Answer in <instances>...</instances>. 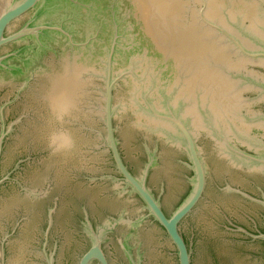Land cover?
Wrapping results in <instances>:
<instances>
[{
  "label": "water",
  "instance_id": "95a60500",
  "mask_svg": "<svg viewBox=\"0 0 264 264\" xmlns=\"http://www.w3.org/2000/svg\"><path fill=\"white\" fill-rule=\"evenodd\" d=\"M40 1L0 0V264H264V0H58L68 54Z\"/></svg>",
  "mask_w": 264,
  "mask_h": 264
},
{
  "label": "flooded vegetation",
  "instance_id": "af4514ba",
  "mask_svg": "<svg viewBox=\"0 0 264 264\" xmlns=\"http://www.w3.org/2000/svg\"><path fill=\"white\" fill-rule=\"evenodd\" d=\"M58 0H53V1H51V2H47L46 0H41L39 3H38V5L35 7V8H33V9H31L27 14H25L24 16H22L20 19H18L17 21H19V20H21V19H24L25 17H27L28 15L30 16V15H32L31 16V18L30 19H28L27 21H25V24L23 25V26H25V25H27V24H29L31 27H39V26H47V27H53V28H59V29H62L64 32H60V31H58V30H50V31H44V34L43 35H41L40 36V39L39 40H37L36 38H28V39H26L27 40V43L28 42H31V41H33L34 42V45L35 46H37V48H38V50L39 51H41V52H49V51H55V50H58L57 49V47L59 48V50L60 51H63L62 53H69V52H71V51H73V50H77L78 48H76L75 46H73L72 44H71V42H70V39H69V37L67 36V34L69 35L70 34V36L72 37V40H73V42L74 43H85V42H87V33H84L83 34V37H82V35H81V33L79 32V29H81V28H83L84 27V23H81V21H79V19L78 20H75V16H76V12H78V11H76L77 9H74L73 7L72 8H70V7H65V6H61V4L59 5V3L60 2H57ZM47 2V3H46ZM81 8H79V10H80ZM17 21H15V22H17ZM15 22H13V24L15 23ZM81 24H83V27H81L82 25ZM22 26V27H23ZM22 27H20L19 29H17L16 31H14V32H11V34L12 33H15V32H17V31H19ZM90 36H91V34H90ZM82 37V38H81ZM25 41V40H24ZM24 41H21V42H19L21 45L22 44H24ZM18 42H16V43H12V44H10V45H15L14 46V48L12 49V51H11V54H13V53H16L18 50H20V49H17V45L19 44ZM27 43H25V45L27 44ZM80 43V44H81ZM92 44H94L95 45V47H96V40H93V41H91V43H90V47L91 46H93ZM94 47V46H93ZM85 48V47H84ZM65 50V51H64ZM84 51V50H83ZM1 54H2V50H1V52H0V56H1ZM18 54H20V53H18ZM13 59H16V56L15 57H13ZM15 61V60H14ZM263 119V118H262ZM262 121H264V119L262 120ZM182 122H184V121H182ZM185 124V123H184ZM212 124V123H211ZM172 125V124H171ZM186 125V124H185ZM173 126V125H172ZM174 127V126H173ZM174 131L175 132H177L176 131V128L174 127ZM158 136V135H157ZM176 136H178V134L176 133ZM232 136H234V135H232ZM159 138L160 137H162V136H158ZM117 138V137H116ZM195 139V138H194ZM167 141V140H166ZM195 141H196V139H195ZM167 144L169 145V147L171 148V150H173V151H177L179 148H184V147H181V146H178L177 144H171V143H168L167 142ZM196 145H197V147H198V144H197V142H196ZM251 144H248V146H245V145H235L237 148H239V149H241V150H243V151H245V152H247V153H249V154H252V155H254V154H256V152L253 150V148L254 147H251L250 146ZM119 149H120V147H119ZM184 151L186 152V154H187V167L191 170V168H190V165H191V162H190V155H189V153H188V151L186 150V148H184ZM120 152H121V149H120ZM109 153H110V156H111V158H112V161H113V163H114V160H113V157H112V154H111V152L109 151ZM121 155H122V152H121ZM221 157V160H226L227 162H228V164H229V166L230 167H232V168H234V169H236V170H239L240 172H244L245 174H247L249 171L246 169V168H242V169H237V168H235L234 166H233V164H232V162L229 160V159H227L226 158V156H224V155H222V153H221V155H220ZM122 158H123V155H122ZM123 161H124V163H125V165L127 166V164H126V162H125V160H124V158H123ZM114 167H115V169H116V166H115V163H114ZM128 167V166H127ZM128 169H129V171L134 175V173L130 170V168L128 167ZM193 172V171H192ZM193 174V173H192ZM135 176V175H134ZM136 177V176H135ZM1 178V177H0ZM110 179H112V180H118V182L121 184H119L118 186H116V189L118 190V191H116L115 190V195H116V197L118 198V199H120V200H124V199H126V196H127V190L126 189H130V191H131V188H129V187H127V185H126V183L123 181V178H122V176L120 175V173L118 172V170L116 169V175L115 176H112V178H110ZM107 180H108V178H107ZM124 187H123V186ZM206 188H207V186H206ZM191 189H192V187L190 186L189 187V190H188V192H187V194L184 196V198L182 199V201L179 203V205L183 202V200L189 195V193H190V191H191ZM228 191V190H227ZM132 192V191H131ZM206 192V191H205ZM229 192V191H228ZM153 193V192H152ZM135 194V193H134ZM154 195H155V197L157 198V195L155 194V193H153ZM251 196H253V197H255V198H258V199H260V200H262L263 199V197L262 196H257V195H254V194H251V193H249ZM205 195V194H204ZM135 196H137L138 198H139V200L141 201V203L144 205V207H145V204H144V202L140 199V197L137 195V194H135ZM204 198V197H203ZM203 200V199H202ZM201 200V201H202ZM201 203V202H200ZM199 203V204H200ZM199 204H198V206H199ZM178 205V206H179ZM177 206V207H178ZM197 206V207H198ZM196 207V208H197ZM195 208V209H196ZM145 209H146V207H145ZM162 209H163V211H164V213L167 215V216H170L171 214H169V213H167L166 211H165V209L162 207ZM195 209L193 210V212L195 211ZM147 210V209H146ZM146 212H148V210L146 211ZM192 212V213H193ZM191 213V214H192ZM148 214H149V212H148ZM190 214V215H191ZM190 215H188L187 217H189ZM186 217V218H187ZM185 218V219H186ZM152 220H153V218H151ZM184 219V220H185ZM262 219H264V214L262 215ZM125 220V219H124ZM183 220V221H184ZM154 221V220H153ZM114 222V221H113ZM157 223V222H156ZM158 224V223H157ZM159 225V224H158ZM160 226V225H159ZM161 227V226H160ZM162 228V227H161ZM163 229V228H162ZM164 230V229H163ZM165 231V230H164ZM180 232H181V234L183 235V237H184V239H185V241H186V244L188 245V240L186 239V237L184 236V234L182 233V231H181V225H180ZM251 233H253V234H260V233H264V229L263 228H259V229H257V230H252V232ZM99 234V233H98ZM167 234V233H166ZM249 241H251V238H249V237H246ZM260 242H262L261 240H259ZM46 242V240H44V243ZM49 242H50V240H48V246H47V252H48V254H49ZM263 243V242H262ZM92 246V245H91ZM91 246L87 249V251L91 248ZM174 246V245H173ZM189 247V246H188ZM43 248H44V244H43ZM175 248V247H174ZM102 249H103V251H104V253H105V255H106V257H107V259H108V261H109V263L111 264V261H110V259H109V257H108V255H107V253H106V251H105V249H104V245H103V243H102ZM176 250V249H175ZM86 251V252H87ZM85 252V253H86ZM84 253V254H85ZM83 254V255H84ZM82 255V256H83ZM49 256H50V254H49ZM82 258V257H81ZM80 258V259H81ZM80 261V260H79ZM93 263H97V264H99L97 261H94ZM92 263V264H93ZM78 264H79V262H78Z\"/></svg>",
  "mask_w": 264,
  "mask_h": 264
},
{
  "label": "trees",
  "instance_id": "16d2710c",
  "mask_svg": "<svg viewBox=\"0 0 264 264\" xmlns=\"http://www.w3.org/2000/svg\"><path fill=\"white\" fill-rule=\"evenodd\" d=\"M262 241V240H261ZM263 242V244H264V241H262Z\"/></svg>",
  "mask_w": 264,
  "mask_h": 264
}]
</instances>
